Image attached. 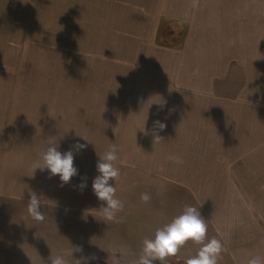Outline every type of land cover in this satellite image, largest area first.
Wrapping results in <instances>:
<instances>
[{"label": "crops", "instance_id": "1", "mask_svg": "<svg viewBox=\"0 0 264 264\" xmlns=\"http://www.w3.org/2000/svg\"><path fill=\"white\" fill-rule=\"evenodd\" d=\"M234 1L235 9L220 7ZM70 7L93 22L109 15L123 18L118 23L124 26L138 25L122 30L141 32L145 47L170 55L158 58L160 70L147 77L129 78L127 72L119 103L75 104L54 103L47 87H25L23 93L7 87L0 55V205H27L35 192L43 208L101 215L106 204L94 195L92 182L98 154L115 144L123 176L110 183L126 191L146 175L151 190L159 192L160 181L172 184L174 200L163 197L157 219H165L159 212L167 204L177 216L188 203L205 216L208 238L213 233L221 239L234 264L264 256V0H0V49L36 45L47 33L51 39L53 31H63L54 23L68 24ZM224 26L227 37L220 35ZM214 48H232L236 55L218 57ZM230 78L236 86L223 87ZM156 121L166 127L160 130ZM156 135L161 140L155 142ZM49 139L62 153L77 141L87 144L74 152L78 175L63 186L59 176L32 170ZM166 219L157 228L171 221Z\"/></svg>", "mask_w": 264, "mask_h": 264}, {"label": "rangeland", "instance_id": "2", "mask_svg": "<svg viewBox=\"0 0 264 264\" xmlns=\"http://www.w3.org/2000/svg\"><path fill=\"white\" fill-rule=\"evenodd\" d=\"M235 4V1L228 2L227 6L220 7L235 9ZM76 12L77 10L69 8L67 25L54 23V29L59 28L63 31H53L49 40L47 33L46 41L37 40L36 45L14 51L0 49V55H4L1 57L3 59L1 64L6 71L4 82L7 87H19L22 93L25 87L51 88L54 103H119L123 97L121 94L124 92L121 89L127 72L130 73L128 77L132 78L140 73H145L147 77L146 73L160 70L157 66L158 58L161 56L166 58L169 53L159 51L155 47H145L147 41L142 40L141 32L122 30L125 27L138 30V25L124 26L118 23L121 17L109 15L98 17L101 21L93 22V16L75 15ZM225 13L223 16H226ZM164 27L160 32L167 29ZM227 27L224 26V32H220V35L228 36L230 28L228 30ZM110 28L112 30H109ZM36 35L41 39L43 33L38 32ZM167 38L169 41L171 37ZM44 43L47 44L46 47ZM49 43L51 46H48ZM213 52L224 58L236 55L235 49L232 48H214ZM211 66L215 68L217 65ZM230 66L235 78V65ZM10 75H13V81L8 80L11 79ZM222 85L228 88L235 87V79L230 78ZM120 149L123 152L124 146ZM138 174L137 176H142L141 173ZM122 176L120 173L119 178ZM132 176L133 172L129 177ZM146 179L150 180V177L145 175L143 180H138L147 185L141 186L140 181H136L138 185L132 184L133 186L126 191L119 189L118 184L115 186L117 197L124 203V210L118 214L122 218L121 223L106 224L101 220V215L88 210L43 207L41 211L45 214V220L41 223L29 216L27 205L10 204L3 207L0 205V264H50V259L57 255H63L69 264H74V259L81 257H88L87 261L113 264L115 251H119L123 257L121 264H137L142 240L147 236V231L152 232V226L157 228L158 223L169 220L166 216L172 220L176 213V210L172 206L169 208L170 205L167 204L163 212H159L165 219L163 217L164 220L157 219L155 214L163 197L166 199L173 197L174 200L176 192L172 184L161 181L158 185H163V188L160 187L159 192L151 190ZM153 191L158 192L159 199L157 195H152L149 203L141 201V193ZM154 200L156 202L153 207ZM201 215L205 218L203 214ZM212 237L213 233L210 234V238ZM189 244L190 249L183 247L180 250L183 256L171 257L167 262L185 264L187 257L195 255L200 247L191 241ZM77 248H82V252L75 251ZM119 253L116 254L117 259L120 258ZM218 264H234L226 249L222 252Z\"/></svg>", "mask_w": 264, "mask_h": 264}, {"label": "clouds", "instance_id": "3", "mask_svg": "<svg viewBox=\"0 0 264 264\" xmlns=\"http://www.w3.org/2000/svg\"><path fill=\"white\" fill-rule=\"evenodd\" d=\"M155 126L160 130L166 127L160 121H156ZM158 140L161 139L156 135L155 142ZM86 148L87 144L77 141L68 151L62 153L58 150L57 142L54 139H49L45 150L33 162V173L37 169L47 170L49 178L59 176L61 186L68 184L74 176L78 175V169L74 166V152H80ZM98 155L99 160L96 164V170L99 174L93 179L92 191L99 201L106 204V206L102 205L99 210L101 220L106 224L110 222L121 223L122 218L118 214L124 210V203L116 195L115 183L114 185L110 183V181L115 182L120 177V169L116 167L115 163L119 158L118 148L115 144H112L103 154ZM169 159L178 164L183 163V160L178 156H170ZM81 179L82 182L78 187L83 190L87 187V178L82 177ZM140 199L142 202L147 203L151 197L145 192L141 193ZM27 212L37 222L42 223L45 220V214L41 211V199L35 192L30 193ZM207 231L206 219L200 211L194 206L185 205L179 215L173 217L170 222L163 226L156 228L152 236L143 238L141 254L138 257L137 264H154V261L167 264V260L176 257L189 241L200 245V247L195 255L185 261V264H218L224 251V245L221 239L208 238ZM75 251L82 252V248H77ZM117 253L119 251L113 253V264H121L123 259L120 253V258L117 259ZM88 259V257L74 259V264H87ZM50 264H69V261L63 255H57L50 259ZM246 264H264V256L252 255Z\"/></svg>", "mask_w": 264, "mask_h": 264}, {"label": "water", "instance_id": "4", "mask_svg": "<svg viewBox=\"0 0 264 264\" xmlns=\"http://www.w3.org/2000/svg\"><path fill=\"white\" fill-rule=\"evenodd\" d=\"M154 262H157V261H154ZM87 264H108L106 262H102V261H93V260H90V261H87Z\"/></svg>", "mask_w": 264, "mask_h": 264}, {"label": "flooded vegetation", "instance_id": "5", "mask_svg": "<svg viewBox=\"0 0 264 264\" xmlns=\"http://www.w3.org/2000/svg\"><path fill=\"white\" fill-rule=\"evenodd\" d=\"M154 264H160V262L157 261V262H154ZM167 264H179V263H169V262H167Z\"/></svg>", "mask_w": 264, "mask_h": 264}, {"label": "trees", "instance_id": "6", "mask_svg": "<svg viewBox=\"0 0 264 264\" xmlns=\"http://www.w3.org/2000/svg\"><path fill=\"white\" fill-rule=\"evenodd\" d=\"M163 33V32H162Z\"/></svg>", "mask_w": 264, "mask_h": 264}]
</instances>
